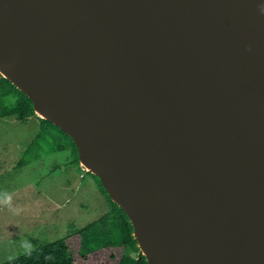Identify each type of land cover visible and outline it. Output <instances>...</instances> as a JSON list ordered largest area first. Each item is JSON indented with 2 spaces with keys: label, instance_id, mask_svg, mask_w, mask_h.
Here are the masks:
<instances>
[{
  "label": "water",
  "instance_id": "1",
  "mask_svg": "<svg viewBox=\"0 0 264 264\" xmlns=\"http://www.w3.org/2000/svg\"><path fill=\"white\" fill-rule=\"evenodd\" d=\"M262 3L0 0V75L72 138L148 264H264Z\"/></svg>",
  "mask_w": 264,
  "mask_h": 264
},
{
  "label": "trees",
  "instance_id": "2",
  "mask_svg": "<svg viewBox=\"0 0 264 264\" xmlns=\"http://www.w3.org/2000/svg\"><path fill=\"white\" fill-rule=\"evenodd\" d=\"M32 116H36L32 101L9 80L0 76V117L26 120ZM39 120L40 131L27 146L20 165L40 159L47 151H68L72 156L70 163L79 165L77 148L72 138L50 121L43 118ZM91 175L97 179L98 187L105 195L109 208L98 219L83 227L75 228L71 224L74 234L78 236V247L75 251L80 259L74 256L70 237L66 236L35 247L31 256L22 254L0 264H86L88 255L101 249L116 251L112 254L113 257H116L119 250L116 264H148L137 245L129 218L121 207L111 201L98 177ZM47 255H52L54 259L46 260Z\"/></svg>",
  "mask_w": 264,
  "mask_h": 264
},
{
  "label": "crops",
  "instance_id": "3",
  "mask_svg": "<svg viewBox=\"0 0 264 264\" xmlns=\"http://www.w3.org/2000/svg\"><path fill=\"white\" fill-rule=\"evenodd\" d=\"M39 119L40 118L38 115L32 116L26 120H17L12 117H0V122L5 123L2 125V127L5 128V130L7 128L10 129V137H8L6 146L13 147L11 151L15 153L10 158L9 162V166L16 171L15 176L19 178L22 174H25L26 168L32 169L31 171H33V175H35L33 179L28 180L27 178H24L18 180L7 190L0 192V200H3L6 194H9L12 196V206L23 209L20 214L17 215L10 211L8 207L0 205V214L4 216L6 215L9 219L8 222L4 224L6 225L5 238H0V243H6L11 247H14L15 244H19V240L26 234V232H23L25 231L24 225L29 224V221L33 223L42 221L43 223H49L52 228H55L58 224H62L65 219H68L67 205H65L64 200V192H74L75 188L78 187L80 180L87 179V183L90 184L89 189L91 190L93 197L96 199L101 198V200L103 198L104 202L106 203V199L103 197L104 195L98 187L97 181L91 174L88 173L89 171L81 169L82 167H80V163L79 165H77L75 162L70 163L72 156L68 151H47L40 159L29 162L25 165H20L27 146L33 141L40 131L37 130V125L38 127L40 126ZM15 125L20 126V129H18L16 132L13 131V126ZM34 125H36V128ZM1 150H3L2 147H0V151ZM58 152H65L69 158L63 163H46L48 165L43 167L45 163L41 162L45 158L55 155ZM65 164L74 169L75 176L72 182L63 180L64 173L62 167ZM53 168L60 172L59 176L61 177V182H54V178H49L48 172L52 171ZM0 170L2 171V169ZM57 177L58 175L56 174L55 178ZM46 185L58 188L61 194L60 197H54L47 190H44L43 187ZM65 194L67 197V193ZM33 197L38 199H33ZM41 201L43 203H41ZM32 203L35 205L33 204L31 207ZM26 216L30 217L29 220L27 218L22 220V218Z\"/></svg>",
  "mask_w": 264,
  "mask_h": 264
},
{
  "label": "rangeland",
  "instance_id": "4",
  "mask_svg": "<svg viewBox=\"0 0 264 264\" xmlns=\"http://www.w3.org/2000/svg\"><path fill=\"white\" fill-rule=\"evenodd\" d=\"M1 76V75H0ZM39 117V116H38ZM5 124L3 122H0V147H2L3 150L0 151V192H3L13 186L18 180L27 178L33 179L35 175H33V171L30 168H26L25 174H22L19 178L15 176V170H13L9 166L10 158L15 154L13 151V147H7L6 142L8 141L9 132L10 129L2 127V125ZM6 126V125H5ZM36 128V125H34ZM20 129L19 125L13 126V131H17ZM37 130H40V126L37 125ZM69 157L65 152H58L55 155L49 156L45 158L41 163H45L43 167L47 166L46 163H53V162H65ZM5 160V162H4ZM61 166V165H60ZM42 167V168H43ZM81 167V166H80ZM64 177L63 180H68L72 182L74 179V169L72 167H69L67 164L63 165L62 167ZM82 169V168H81ZM49 178H54V182L58 181L61 182V177L59 176V171L57 169H52V171H49ZM56 174L58 175L57 178ZM94 179L97 181V179L94 177ZM67 184V183H66ZM89 183H87V179L80 180L78 187L75 188L74 192L68 191L64 192V200L65 205H67V218L65 219L62 224H58L55 228H52L49 223H43L40 222H31L24 225L23 232H26V234L19 240V244H15L14 247L9 246L6 243H0V263H3L9 259V257H14V259L18 258L20 255L24 254V249L21 248V242L22 241H30L32 245L35 247L60 239L64 238L66 236H69V242L73 248L74 256L76 255L75 248L78 247V236L74 234V229L71 226V224L74 225L75 228H80L86 225L87 223L92 222L93 220L98 219L102 214H104L105 210L107 211L109 208L108 201L106 200V203L104 202L103 198L96 199L91 194V190L89 189ZM43 187V186H42ZM44 190H47L51 195L54 197L57 196V198L60 197V191L58 188H55L54 186H44ZM67 193V197L66 194ZM35 195V193H34ZM105 199V195L103 196ZM33 199H38L36 197H33ZM27 200V198H26ZM41 203H43L41 201ZM34 203H32L31 207ZM35 205V204H34ZM30 207V208H31ZM35 208V206H34ZM33 208V209H34ZM29 220V216H26L22 218V220L25 219ZM8 217L5 215L0 214V238H5V230L6 225H4L6 222H8ZM30 232V233H29ZM116 251L110 250V249H101L99 251H96L92 254H89L85 263L86 264H116V260L120 255V251L116 253V257H113L112 254H115ZM79 259L80 256L76 255Z\"/></svg>",
  "mask_w": 264,
  "mask_h": 264
},
{
  "label": "clouds",
  "instance_id": "5",
  "mask_svg": "<svg viewBox=\"0 0 264 264\" xmlns=\"http://www.w3.org/2000/svg\"><path fill=\"white\" fill-rule=\"evenodd\" d=\"M259 12L261 13V15H264V3L259 5ZM249 50H251V49L249 48ZM0 205H4V206L8 207L10 211H12L14 214H17V215H19L20 212L23 210L20 207H13L12 206V196L9 194H6L5 198L3 200H0ZM20 246L22 249H24V254L26 256H31L32 252L35 250V246L32 245L31 242L27 241V240L22 241ZM9 259H14V257L10 256ZM45 259L46 260H52V259H54V257L52 255H47V256H45Z\"/></svg>",
  "mask_w": 264,
  "mask_h": 264
},
{
  "label": "bare ground",
  "instance_id": "6",
  "mask_svg": "<svg viewBox=\"0 0 264 264\" xmlns=\"http://www.w3.org/2000/svg\"><path fill=\"white\" fill-rule=\"evenodd\" d=\"M1 74V73H0ZM38 116L41 117L42 115L38 113ZM82 165V164H81ZM84 165V164H83ZM86 171H88L89 169L88 168H84Z\"/></svg>",
  "mask_w": 264,
  "mask_h": 264
},
{
  "label": "built area",
  "instance_id": "7",
  "mask_svg": "<svg viewBox=\"0 0 264 264\" xmlns=\"http://www.w3.org/2000/svg\"><path fill=\"white\" fill-rule=\"evenodd\" d=\"M81 167H82L83 170H85L83 166H81Z\"/></svg>",
  "mask_w": 264,
  "mask_h": 264
}]
</instances>
